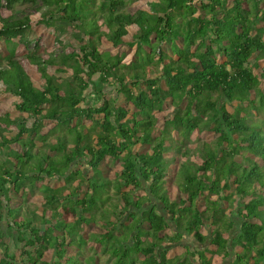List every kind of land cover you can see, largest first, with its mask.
Segmentation results:
<instances>
[{"label":"trees","instance_id":"1","mask_svg":"<svg viewBox=\"0 0 264 264\" xmlns=\"http://www.w3.org/2000/svg\"><path fill=\"white\" fill-rule=\"evenodd\" d=\"M126 4L0 0L7 49L0 52V93L18 100L16 115L0 114V264L79 263L66 254L72 244H84L79 232L87 222L106 227L93 238L100 244L116 238L111 227L135 232L136 251L147 249L146 264H179L181 257L166 253L183 235L206 247L195 254L201 264H213L208 253L223 255L222 264H264V127L248 122L252 110H264V0H149L135 11H125ZM17 5L36 8L40 23L71 31L74 51L56 61L40 54L38 41L27 50L31 17ZM104 40L119 50L111 52ZM128 50H134L130 61ZM26 64L41 73L40 87ZM50 66L66 74L57 76ZM169 106L159 129L158 116ZM46 121L53 126L42 134ZM172 130L216 138L191 149L173 142ZM145 145L152 151H140ZM167 151L186 158L176 181L183 197L176 200L164 187ZM108 161L122 168L114 180L104 174ZM79 164L84 168L74 170ZM52 178L65 183L46 184L42 211L27 207L32 218L19 220L26 205L13 207L11 193ZM5 220L10 232L32 237L18 236L27 239L18 256L6 241Z\"/></svg>","mask_w":264,"mask_h":264},{"label":"rangeland","instance_id":"2","mask_svg":"<svg viewBox=\"0 0 264 264\" xmlns=\"http://www.w3.org/2000/svg\"><path fill=\"white\" fill-rule=\"evenodd\" d=\"M149 0H127V4L126 6L123 8L125 11H135L137 9L143 8V7H147V3ZM40 3V0H39ZM231 3V2H230ZM232 4V3H231ZM17 8H23V13L24 14H28L31 17V27L27 30L26 32V36L27 38L31 41V43L28 45L27 50H31L34 48V46L36 45V41L39 42V45L41 47L40 49V54L47 56L49 54L53 55V58L56 61H61L62 57H64V55L68 54L69 52L74 51V49L77 46V42L74 39V35L71 31H68L67 29L64 28V26L61 25H47V24H43L40 23L39 20L41 19L40 14L38 13V11L36 10V8L30 7L28 6H23V5H17ZM263 7V6H262ZM5 15H9L10 12L7 10H4ZM60 38V39H59ZM61 40V41H60ZM104 43L106 44V48L109 49L111 52L116 53L119 49L114 48L111 44L107 43L106 40H104ZM167 49V51L169 52V49L167 47H165ZM125 48H122L121 51H124ZM1 51H7L6 47H5V43L3 41H0V52ZM26 51V49L22 47H20L19 51H18V57H21L23 55V53ZM127 51V50H125ZM134 54V50L129 51L128 50V56H127V61H130L131 57ZM220 59L223 61L225 58L223 55H220ZM56 66H50L49 71L53 74H56L57 76H64L66 74V72H58L55 68ZM26 68L27 70L30 72L35 85L37 87H40L44 81L41 78V73L36 69V67H33L31 65L26 64ZM17 98L15 96H13L12 94H4V93H0V114H4L7 112H11L12 115H16L18 112L15 110V105L17 103ZM229 106V109L231 110L232 108ZM170 111H173V108H171V106L168 107V109H166L158 116V127L159 129H162L163 124H164V118L163 115H165V113ZM248 122L249 124H259V125H263L264 127V110H261V112H257L255 110H252V114L249 116L248 118ZM29 127L32 126V120L29 119L28 120V124ZM44 128L41 130V133H47L49 127L53 126L51 123L49 122H45ZM57 131L60 133L59 129H57ZM17 130H15L12 133H8L7 136L8 137H12L16 135ZM172 134V139L173 142L177 141V140H181L183 142L187 143V147L191 148V149H195V148H199L201 147L204 142L210 143L213 142V140L216 138V136L213 133L204 131V132H199L198 130H195L193 133H191L188 137H183L182 135H179L177 130H172L171 132ZM24 137H27V135L25 134ZM51 140H54L51 139ZM37 145H39V147L42 145L41 141L39 139L36 140ZM170 143V141H167V145ZM13 147H19L18 143H13L12 144ZM152 146V145H151ZM150 145H145L144 147L141 148L140 151L142 152H148L152 149ZM152 151V150H151ZM169 152V153H168ZM168 153V159H170V163H169V174L164 182V187L166 188V193L168 195H170L171 199L176 200L177 197L180 195L181 197H183V193H179L178 190V186L177 185V171L180 167V163L184 162L186 160L185 157H182L181 155L175 156V152H171V151H167ZM1 154H0V159H1ZM177 158L176 161H173L172 159ZM201 158H199V160L195 157H192L193 162H201L200 160ZM240 159L243 160L244 157L243 155L240 156ZM199 162V163H200ZM83 165L79 164L78 166H76L74 168V170L77 169H83ZM121 165L118 163H114L112 161H108L107 164L104 167V174L106 177H108L109 180H114L116 178L117 173H119L121 171ZM78 179L77 181H74L72 184V187L77 186L79 183ZM63 183H65L64 181H59L58 179H46L45 181L39 182L36 187L34 186L32 189L30 187V185H28L26 188H23L21 190L20 193H11V196L13 198V202H12V206H23L26 205V207L23 206V208H21L20 211V216L23 215L20 219H23L27 222L26 217L27 218H32L28 215H26V210L27 207L30 208L29 210H40L42 211L43 208V202H44V196L45 193L43 191V187L46 184H49L51 187L53 188H59L60 186L63 185ZM69 191V190H68ZM109 194L113 195V188L111 187L109 189ZM113 202L116 201L117 199H115L113 197ZM1 201V200H0ZM3 202V200H2ZM5 203V201H4ZM107 204V203H106ZM105 204V205H106ZM17 208V207H16ZM19 209V208H18ZM231 213V211H228ZM87 217H90L89 214L86 215ZM39 220L41 218H38ZM7 220V219H6ZM4 221L2 223V228L5 234V238L6 241H8V244L11 247V252L14 253L16 256H18V253L23 250V246L25 244V241L30 237L29 234H24V236L22 234L19 235L17 230H14L12 232H10L8 230V226H7V221ZM69 222H72V220H68ZM96 223H85L82 224L80 232H79V236H82L84 239H87V243L86 244H82V251H80V253H77L76 251L74 252V254L71 253H67L66 257H72L73 259H77L80 260L79 263L76 262H71V261H67L68 258L65 259H61V263L62 264H88L87 259L90 258L89 256L92 255L93 259H97L99 257L100 254L103 255V249L102 247L96 243L93 242V238H91L92 235H96L98 236L101 232V228L99 225L100 223L98 222L97 225L95 226ZM58 228H60V223H57ZM42 227V225H40ZM18 236H22L25 237L23 238V242L20 241V239H18ZM92 242V243H91ZM88 243H90L89 245H87ZM215 247V246H212ZM216 248V247H215ZM210 254V253H209ZM3 252L0 249V257H2ZM33 257L37 256L35 253L32 254ZM51 255V252L50 254ZM96 257V258H95ZM102 257V256H101ZM209 257V256H208ZM210 257H213L212 255H210ZM34 259V258H33ZM36 259V258H35ZM99 259V258H98ZM229 259V258H228ZM50 261L49 258H44L43 261ZM92 260V259H91ZM33 262V261H32ZM31 262V263H32ZM51 262V261H50ZM129 263V260L127 261V264ZM220 263H223V258L221 260ZM27 264V263H26ZM98 264H101V259H99Z\"/></svg>","mask_w":264,"mask_h":264},{"label":"crops","instance_id":"3","mask_svg":"<svg viewBox=\"0 0 264 264\" xmlns=\"http://www.w3.org/2000/svg\"><path fill=\"white\" fill-rule=\"evenodd\" d=\"M100 223V222H99ZM97 224H95L96 226ZM101 228V232L104 234L106 232V227L100 223L99 225ZM104 227V228H103ZM103 228V229H102ZM113 234H115L116 238L111 239L110 242L107 244L106 241L103 244H100L94 240L93 242L98 243L102 249H103V255H99V259H101V264H123L124 257L123 253H125V257H127V261L129 260L128 264H146L148 255L144 254L147 249L144 250L143 252H137L136 251V245L137 241L134 238L135 232L130 233L129 229L125 228V230L122 228V226H119L117 228L111 227ZM208 227H204V233H208ZM110 231V230H109ZM169 232L176 233L175 230H168ZM100 233V234H102ZM99 234V235H100ZM98 235V236H99ZM96 237V235H92L91 238ZM209 237V236H208ZM117 239V240H116ZM84 244H86L88 241L87 239H84ZM152 239L148 238L146 242H151ZM114 242H116L117 245V251L118 253L115 254L114 250ZM92 243V242H91ZM83 244V245H84ZM88 243L87 245H89ZM83 245L79 244H72L71 246L68 247V254H74L76 251L77 253H80L82 251ZM164 245H169L165 243ZM206 247L203 245H200L197 241H195L191 236L183 235L182 238L179 240L178 243L173 244L172 246L168 247L167 253H166V258L167 259H174L176 257H181L180 263H183L184 261H189L192 264H201L200 263V258L198 256H195L197 250H204ZM210 250L215 251L216 248L210 246ZM161 249H158L155 252V255H159ZM52 253V250H49ZM129 252V253H128ZM211 254H207V256L210 257ZM102 256V257H101ZM90 258L87 259L88 264H98L99 259L97 258L96 260L92 258V255L89 256ZM232 257V253L228 255V258L230 259ZM45 258H49V256H46ZM96 258V257H95ZM213 264H222L220 263L223 255H214L213 257ZM50 259V258H49ZM92 259V260H91ZM80 261V260H79ZM127 264V262H126Z\"/></svg>","mask_w":264,"mask_h":264}]
</instances>
